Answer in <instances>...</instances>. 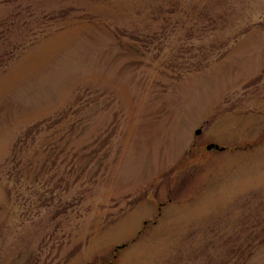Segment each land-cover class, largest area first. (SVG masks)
I'll list each match as a JSON object with an SVG mask.
<instances>
[{
    "label": "rangeland",
    "instance_id": "374dc122",
    "mask_svg": "<svg viewBox=\"0 0 264 264\" xmlns=\"http://www.w3.org/2000/svg\"><path fill=\"white\" fill-rule=\"evenodd\" d=\"M0 264H264V0H0Z\"/></svg>",
    "mask_w": 264,
    "mask_h": 264
},
{
    "label": "water",
    "instance_id": "95a60500",
    "mask_svg": "<svg viewBox=\"0 0 264 264\" xmlns=\"http://www.w3.org/2000/svg\"><path fill=\"white\" fill-rule=\"evenodd\" d=\"M201 132H202L201 129L196 130L197 134H200ZM225 148H226L225 146H221L220 144L214 143V142H211V143L207 144V146H206L207 150H211V149L225 150Z\"/></svg>",
    "mask_w": 264,
    "mask_h": 264
}]
</instances>
